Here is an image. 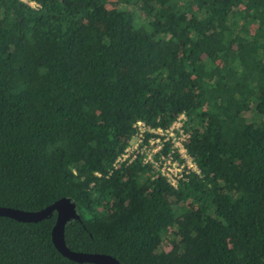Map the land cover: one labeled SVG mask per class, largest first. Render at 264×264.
Segmentation results:
<instances>
[{"label":"trees","instance_id":"1","mask_svg":"<svg viewBox=\"0 0 264 264\" xmlns=\"http://www.w3.org/2000/svg\"><path fill=\"white\" fill-rule=\"evenodd\" d=\"M34 1L0 0V206L68 197L65 245L121 264H264V0ZM180 113L199 174L113 168ZM55 219L0 216V264H94Z\"/></svg>","mask_w":264,"mask_h":264},{"label":"built area","instance_id":"2","mask_svg":"<svg viewBox=\"0 0 264 264\" xmlns=\"http://www.w3.org/2000/svg\"><path fill=\"white\" fill-rule=\"evenodd\" d=\"M33 8L40 5L34 0H21ZM186 116L180 113L167 128L156 126L147 128L143 120L134 124L136 131L125 149L115 158L113 168L121 164L129 165L139 158L142 165L154 171V177L161 176L176 188L179 182L191 174H199L200 169L184 146L188 133L184 130ZM151 133L146 141L145 133ZM166 142L169 148L165 151Z\"/></svg>","mask_w":264,"mask_h":264},{"label":"water","instance_id":"3","mask_svg":"<svg viewBox=\"0 0 264 264\" xmlns=\"http://www.w3.org/2000/svg\"><path fill=\"white\" fill-rule=\"evenodd\" d=\"M56 212L55 223L51 230V238L55 248L65 257L76 262L94 264H121L114 256L97 252H82L70 250L64 241V229L71 219H78L79 215L75 203L68 197L60 198L46 207L35 210H23L13 207L0 206V216L13 218L23 222H37L51 212Z\"/></svg>","mask_w":264,"mask_h":264},{"label":"rangeland","instance_id":"4","mask_svg":"<svg viewBox=\"0 0 264 264\" xmlns=\"http://www.w3.org/2000/svg\"><path fill=\"white\" fill-rule=\"evenodd\" d=\"M111 1V4H113L116 0H110ZM134 15L136 16V12L134 11ZM171 228V227H169ZM169 230V229H168ZM178 244L176 241H172L170 239V235L166 234L163 239H162V242L160 244V247L159 249L161 250V252H167L168 250H170L172 247H177ZM185 253H188V249H185L184 250Z\"/></svg>","mask_w":264,"mask_h":264},{"label":"bare ground","instance_id":"5","mask_svg":"<svg viewBox=\"0 0 264 264\" xmlns=\"http://www.w3.org/2000/svg\"><path fill=\"white\" fill-rule=\"evenodd\" d=\"M166 151V150H165Z\"/></svg>","mask_w":264,"mask_h":264}]
</instances>
